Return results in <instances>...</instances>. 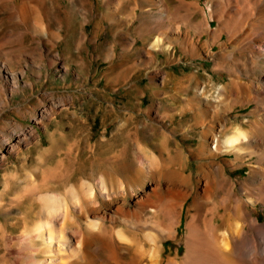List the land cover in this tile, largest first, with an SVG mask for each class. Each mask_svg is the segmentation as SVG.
<instances>
[{
  "label": "rangeland",
  "instance_id": "rangeland-1",
  "mask_svg": "<svg viewBox=\"0 0 264 264\" xmlns=\"http://www.w3.org/2000/svg\"><path fill=\"white\" fill-rule=\"evenodd\" d=\"M0 60L17 73L0 74V136L16 143L0 148V264L67 262L81 231L95 258L151 239L180 255L186 194L210 169L239 194L264 167L254 138L224 150L237 129L262 134L264 0H0ZM249 208L264 222L263 201ZM47 219L49 252L31 232Z\"/></svg>",
  "mask_w": 264,
  "mask_h": 264
},
{
  "label": "bare ground",
  "instance_id": "bare-ground-1",
  "mask_svg": "<svg viewBox=\"0 0 264 264\" xmlns=\"http://www.w3.org/2000/svg\"><path fill=\"white\" fill-rule=\"evenodd\" d=\"M0 74L5 79L10 78L11 82L16 85L17 73L9 69V64L5 60H0ZM42 112L45 117L49 114V111L46 109ZM256 124L254 127L262 131L261 136L256 137L255 130L247 132L237 129L226 140L227 147L224 150L229 153L235 152L240 158V155L246 151L249 139L254 138L251 140L254 142L253 149H255L254 152L261 160L264 154V117H261L259 120L257 119ZM30 132L32 135L34 131L30 130ZM13 134L18 140L24 137L22 132H13ZM239 141H243L246 144L240 150L236 146ZM2 147H5L8 151H13L16 148V143L11 141L9 137L1 135L0 148ZM3 158L4 153L0 151V160ZM261 164L255 166L256 168L257 166L260 167V171H251L255 177L252 187L243 186L240 188L239 194L235 191L236 185L233 180L225 176L218 179L211 169L207 176L210 187H207L201 193L193 190L186 194L183 200L186 201L188 198H192L189 209H194L195 211L189 215L185 223V234L181 239L184 250L180 255L176 252L173 256L163 258V245H158L155 239H151L152 241L150 240V242L144 241L141 248L136 245L139 249L134 248L126 258H122L119 254L115 253L107 254L102 258H95L89 249L93 236L90 232L81 231L80 239L76 240L77 242L75 241L74 245L77 250L75 249L72 252L73 249H68L71 259L67 262H59V264H264V222H260L257 217L253 216L249 208L250 203L257 201L264 202V167ZM253 188L259 190L257 196L254 194L256 192L253 193V190H255ZM220 192L222 195L217 197V194ZM184 201L168 205L166 212V217L169 220L168 223H170L169 215L171 213L173 215L171 218L173 219V225L177 227L180 224L181 211L179 209L183 207ZM87 209L88 204H85L82 210L87 211ZM47 211L49 216H52L56 212V209L54 205H50ZM70 215L72 213L67 209L62 219L64 224L68 223ZM69 222L72 221L70 220ZM42 229L47 233L46 251L49 252L55 239L54 232L56 231L52 220L47 219L43 221L34 229H31V232L39 235ZM168 232L167 236H164L175 239L174 232L171 230ZM58 243L64 244V246L66 244L63 240ZM58 243H56V246ZM68 245L67 241L66 246L68 247ZM60 259L58 257V261Z\"/></svg>",
  "mask_w": 264,
  "mask_h": 264
}]
</instances>
